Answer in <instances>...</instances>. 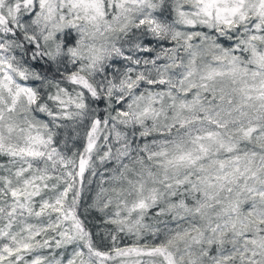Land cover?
Listing matches in <instances>:
<instances>
[{"label":"snow or ice","instance_id":"obj_1","mask_svg":"<svg viewBox=\"0 0 264 264\" xmlns=\"http://www.w3.org/2000/svg\"><path fill=\"white\" fill-rule=\"evenodd\" d=\"M0 264H264V0H0Z\"/></svg>","mask_w":264,"mask_h":264}]
</instances>
